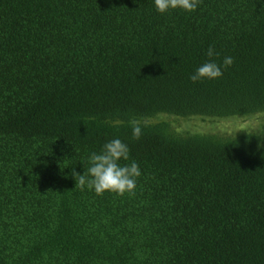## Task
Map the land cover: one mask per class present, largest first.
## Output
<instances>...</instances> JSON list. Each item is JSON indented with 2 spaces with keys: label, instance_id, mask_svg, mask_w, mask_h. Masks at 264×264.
<instances>
[{
  "label": "trees",
  "instance_id": "16d2710c",
  "mask_svg": "<svg viewBox=\"0 0 264 264\" xmlns=\"http://www.w3.org/2000/svg\"><path fill=\"white\" fill-rule=\"evenodd\" d=\"M206 62L223 76L193 83ZM259 113L264 0H0V264H264V129L158 118ZM113 139L134 193L76 189Z\"/></svg>",
  "mask_w": 264,
  "mask_h": 264
},
{
  "label": "clouds",
  "instance_id": "9594fccd",
  "mask_svg": "<svg viewBox=\"0 0 264 264\" xmlns=\"http://www.w3.org/2000/svg\"><path fill=\"white\" fill-rule=\"evenodd\" d=\"M200 0H154L155 9L160 14H166L169 10H182L188 13L198 9ZM207 55L211 58L215 55V49L209 47ZM234 63L232 57H225L224 68ZM223 76L221 67L214 62H206L190 76L193 83L203 79L215 80ZM133 139L139 140L142 130L137 121H132ZM129 159V148L119 139H113L103 146L99 154L92 153L88 159L89 167L83 175L73 168L72 176L76 180V189L94 190L97 195L106 192L123 196L125 193H134L137 178L141 175L139 165L133 161L129 165H121V160Z\"/></svg>",
  "mask_w": 264,
  "mask_h": 264
},
{
  "label": "rangeland",
  "instance_id": "374dc122",
  "mask_svg": "<svg viewBox=\"0 0 264 264\" xmlns=\"http://www.w3.org/2000/svg\"><path fill=\"white\" fill-rule=\"evenodd\" d=\"M254 116H233L229 118H201L189 117L186 119L158 115L159 117H170L171 126L177 132L190 131L192 134L212 132L225 137L234 136L238 133L259 132L264 129V114ZM176 119V120H175ZM180 119V120H179ZM189 120V121H188Z\"/></svg>",
  "mask_w": 264,
  "mask_h": 264
}]
</instances>
